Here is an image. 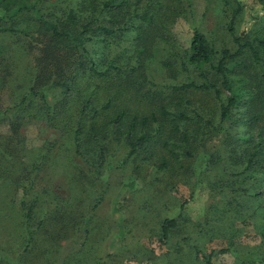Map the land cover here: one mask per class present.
<instances>
[{
  "label": "trees",
  "instance_id": "16d2710c",
  "mask_svg": "<svg viewBox=\"0 0 264 264\" xmlns=\"http://www.w3.org/2000/svg\"><path fill=\"white\" fill-rule=\"evenodd\" d=\"M176 11L181 15L182 10ZM0 12L5 13L0 16V36L13 42L12 46L0 43L6 50L2 56L7 55L0 63V122L9 127L8 134L0 136V190L23 187L17 211L26 220L27 246L48 220L46 216L36 227L32 223L41 201L32 192L36 176L50 166L53 147L59 143H45L35 153L27 151L22 129L41 120L58 129L61 140L75 145V154L97 174L114 143L128 151L124 160L160 146L171 158L158 155L161 169L170 170L171 160L181 164L182 157L189 160L194 154L197 159L200 152L210 153L206 168H220L228 182L227 189L221 186L214 194L224 197L211 203L210 209L221 214L220 220L226 218L233 232L239 226L256 229L259 244L235 247L232 252L239 264H264V206H260L264 202V68L252 73L260 82L249 79L246 85L251 64L244 48L233 53L225 46L217 52L197 28L188 48L177 45L170 32L175 17L172 0H0ZM24 15L28 20L18 23ZM156 44H162L161 56L155 53ZM12 57L16 66L8 64ZM22 57L24 66L19 64ZM254 57L259 59L257 54ZM156 61L161 72L181 74L183 82L157 84L152 67ZM129 86H144L143 97L151 102L144 109L148 114L128 109L122 95ZM190 91L215 93L221 103L215 120L203 108L192 106ZM215 138H219L212 144L216 153L206 145V140ZM239 193L259 200L251 214L242 213L244 217L235 209L243 208L236 198ZM31 195L35 198L29 202ZM89 223L86 214L77 218L72 213L66 222V229L80 240H74L79 244L72 254L76 264L88 243ZM177 226V218L165 219L160 226L162 239H168ZM194 248L196 259L202 256L205 264H213L215 252H228L202 255L199 246Z\"/></svg>",
  "mask_w": 264,
  "mask_h": 264
},
{
  "label": "rangeland",
  "instance_id": "374dc122",
  "mask_svg": "<svg viewBox=\"0 0 264 264\" xmlns=\"http://www.w3.org/2000/svg\"><path fill=\"white\" fill-rule=\"evenodd\" d=\"M172 1L175 17L170 32L173 42L184 49L188 48L193 29L197 28L206 35L217 52L225 46L233 53L242 47L247 64H251L246 85H249V79L254 83L260 82L252 73H261L264 68V2ZM176 8L182 10L181 15ZM4 14L0 12V16ZM28 18L24 15L17 22L25 23ZM13 38V46L17 47L19 44ZM1 41L5 46L13 44L8 37L0 36ZM163 51L162 44H156L155 53L161 56ZM4 52L6 50L0 44V63L7 57L6 53L2 56ZM256 54L259 59L254 57ZM9 63L16 66L13 57ZM19 64L24 66L23 57ZM152 67L157 84L184 80L181 74L174 75L167 69L161 72L159 61L154 62ZM139 89L142 92L136 94ZM221 90L224 95L226 91ZM144 93V86H129L122 100L127 101L128 109L132 112L144 110L145 106L151 104L149 98L143 97ZM188 98L193 107L203 108L208 117L215 120L221 103L214 92L190 91ZM7 99L3 97L4 102ZM231 128L238 132L241 130L239 127ZM8 131L7 124L0 122V136L7 135ZM22 132L30 153L38 152L45 143L59 141L53 147L52 160L56 164L50 160V166H45L43 172L36 176V190L32 192L38 193L41 199L34 208L32 223L36 227L46 216L48 220L35 234L31 247L27 246L26 220L17 211L21 206L23 187L7 186L0 190V264H76L72 254L79 247L74 242L78 238L74 231L66 229L71 213L77 218L83 214L90 218L88 243L78 254L80 264H205L202 256L199 259L195 257L196 245L203 252L202 255H209L213 250H228L227 253L215 252L213 264H239L232 250L239 246L242 249L255 246L261 241L254 227L239 226L241 229L233 232L227 219L220 220L221 214L210 209L211 203L224 197L214 194L221 186L228 185L220 168H206L208 158L212 156L210 153L200 152L197 159L194 154L189 160L182 157L181 164L171 160L173 167L170 170L161 169V156L158 158V155L169 156L160 146L151 148L149 152L140 151L139 155L124 160L128 151L114 143L110 157L97 174L82 156L75 154V145L61 140L62 133L46 122L36 120L25 125ZM207 135L208 132L204 137ZM218 141L219 138L206 140L207 148L216 153L214 145ZM151 155H155L152 161L148 160ZM226 166L229 167V162ZM133 171L139 174H132ZM202 171L206 174L200 177ZM213 181L216 182L213 184ZM33 197L28 198L29 202L33 201ZM236 198L243 205L242 209L234 207L238 213L242 211L240 217H244V212L246 216L251 214L249 212L255 209L259 201L250 196L243 197L240 193ZM261 199L264 200V197ZM260 206H264V202ZM231 207L229 205L227 211ZM230 214L235 216L234 213ZM167 218H177L178 226L170 231L168 239L163 240L160 226Z\"/></svg>",
  "mask_w": 264,
  "mask_h": 264
}]
</instances>
